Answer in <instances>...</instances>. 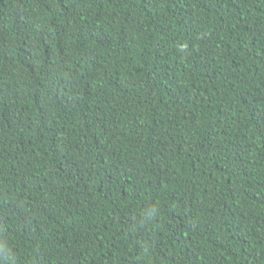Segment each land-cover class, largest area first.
Masks as SVG:
<instances>
[{"label": "trees", "instance_id": "16d2710c", "mask_svg": "<svg viewBox=\"0 0 264 264\" xmlns=\"http://www.w3.org/2000/svg\"><path fill=\"white\" fill-rule=\"evenodd\" d=\"M0 264H264V0H0Z\"/></svg>", "mask_w": 264, "mask_h": 264}]
</instances>
